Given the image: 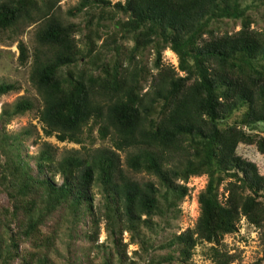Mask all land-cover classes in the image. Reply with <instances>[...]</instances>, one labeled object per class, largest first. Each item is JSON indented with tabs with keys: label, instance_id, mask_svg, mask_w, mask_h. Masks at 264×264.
<instances>
[{
	"label": "trees",
	"instance_id": "16d2710c",
	"mask_svg": "<svg viewBox=\"0 0 264 264\" xmlns=\"http://www.w3.org/2000/svg\"><path fill=\"white\" fill-rule=\"evenodd\" d=\"M59 2L0 0V40L37 25L31 56L18 49L45 137L83 146L96 130L93 143L111 148L58 160L44 143L29 156L31 131L6 126L33 103L2 111L0 264H190L204 243L214 264H232L222 240L242 218L261 229L264 261V176L237 154L244 144L264 155V28H253L264 0H78L64 14ZM168 49L183 75L163 63ZM18 90L2 83L0 98ZM203 176L195 227L168 232Z\"/></svg>",
	"mask_w": 264,
	"mask_h": 264
},
{
	"label": "rangeland",
	"instance_id": "374dc122",
	"mask_svg": "<svg viewBox=\"0 0 264 264\" xmlns=\"http://www.w3.org/2000/svg\"><path fill=\"white\" fill-rule=\"evenodd\" d=\"M59 5L62 13L75 7L78 0H59ZM112 4L117 2L124 3L125 0H109ZM257 22L253 26L258 30L264 28V9L256 18ZM240 29L239 25L229 24V31L237 32ZM37 25H31L22 31L13 39L8 38L9 34L3 35L0 40V84H14L19 88L18 91L0 98V114L6 109H11L19 100L28 99L34 105L32 111L23 116L15 117L6 126V133L9 135H17L25 130L31 131V136L25 142V149L29 156H36L42 149V145L47 143L53 147V151L58 160L71 154H82L93 151L98 148H111L110 142H102L99 139L93 143L97 136L96 130L93 132L92 138L85 137V144L83 146L72 143H61L55 137L47 138L42 131V125L39 122V109L41 108L40 100L31 86L29 81L31 70V58L26 64L20 62V52L18 45L22 43L31 56L33 48L35 47V33ZM147 57V55H146ZM151 62L152 57L149 56ZM163 63L178 71L179 59L171 50H166L163 53ZM180 74V73H179ZM183 75V74H180ZM150 83V82H149ZM260 130L256 133L259 137H264V125H261ZM84 147V148H83ZM86 149V151L84 150ZM237 154L243 159L254 163L259 173L264 176V155L260 154L255 146H248L241 144L237 149ZM124 160V155H121ZM140 181L148 180L146 175L135 176ZM145 179V180H144ZM56 183H61L59 177L55 179ZM208 179L206 176L190 178L187 187L189 193L180 206V214L171 228H167L168 232H184L187 229L195 227L200 216V205L198 203L199 194L206 188ZM225 185L220 187V199L224 200ZM98 188L95 189L97 192ZM100 194H96V203L100 200ZM3 201L6 202V197L3 196ZM164 227V226H163ZM165 228V227H164ZM261 229L250 225L244 218L241 219L238 232L231 235L224 236L222 240V250L228 255L232 256L234 261L232 264H264L263 245L261 240ZM107 233L104 222L100 224L99 244L106 242ZM130 235L123 234V243L127 244V256L129 259L135 258V252H139V246L132 244ZM65 242L64 239L59 240V261L62 263L65 256ZM107 243V242H106ZM211 245L204 243L195 250V255L190 264H214L212 260L205 256L207 249ZM63 255V257H61ZM55 257V256H54Z\"/></svg>",
	"mask_w": 264,
	"mask_h": 264
}]
</instances>
